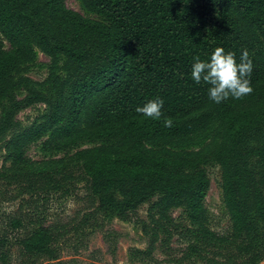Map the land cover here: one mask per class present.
<instances>
[{
	"label": "trees",
	"instance_id": "trees-1",
	"mask_svg": "<svg viewBox=\"0 0 264 264\" xmlns=\"http://www.w3.org/2000/svg\"><path fill=\"white\" fill-rule=\"evenodd\" d=\"M82 1L95 17L64 0H0V102L21 86L38 85L14 78L35 58V47L51 59L52 70L59 57L66 62L65 78L52 72L40 83L53 85V97L30 86L1 112L0 139L19 109L39 102L47 107L39 121L10 138V155L25 163L27 147L44 136L56 151L82 140L117 141L73 155L98 209L124 218L157 195L148 213L151 247L158 233L177 227L172 211L181 207L191 226L185 229L204 247L226 249L221 264H258L264 251V0ZM216 47L234 52L238 63L249 51L251 95L216 104L210 85L192 79L194 57L209 60ZM156 98L164 100L160 120L136 112ZM168 117L171 127L163 123ZM210 132L208 144L183 148L193 135ZM210 161L221 171L227 235L207 225L203 201L210 180L202 166ZM20 243L27 253L52 254L47 227ZM201 247L188 246L199 257Z\"/></svg>",
	"mask_w": 264,
	"mask_h": 264
},
{
	"label": "rangeland",
	"instance_id": "rangeland-1",
	"mask_svg": "<svg viewBox=\"0 0 264 264\" xmlns=\"http://www.w3.org/2000/svg\"><path fill=\"white\" fill-rule=\"evenodd\" d=\"M65 4L87 17H95L82 0H64ZM35 58L14 73L17 80L27 77L37 84L13 90L0 102V114L12 100H21L27 88L34 86L48 96H54L52 84L42 83L50 73L66 77L65 59L59 57L57 68L51 69V59L36 47ZM47 112L43 103H33L19 109L15 125L0 139V264H221L226 249L203 246L194 234L183 208L172 211L177 227L158 233L150 246L151 222L149 207L158 196L141 204L122 218L110 211L98 209L80 161L73 155L82 148L117 141H79L61 151L46 145L47 136L30 144L25 163L10 155L8 142L16 133L40 120ZM212 133L193 135L183 145L196 150L208 144ZM210 184L203 201L207 225L220 235L230 231V221L221 197V171L213 161L203 165ZM18 220L19 226L13 221ZM47 227L52 234V254L40 256L22 249L21 239L38 227ZM201 247V257L192 255L189 244ZM204 247V248H203ZM263 258L258 264H264ZM203 256V257H202ZM237 261L239 259H236Z\"/></svg>",
	"mask_w": 264,
	"mask_h": 264
},
{
	"label": "clouds",
	"instance_id": "clouds-1",
	"mask_svg": "<svg viewBox=\"0 0 264 264\" xmlns=\"http://www.w3.org/2000/svg\"><path fill=\"white\" fill-rule=\"evenodd\" d=\"M253 61L250 53L244 49L239 63L234 52H226L223 47H216L209 60L194 57L191 77L196 83L203 82L210 85L208 95L210 100L220 104L232 99H242L254 91L251 84ZM164 100L156 98L143 106H138L136 112L153 120H160L163 116ZM165 127L173 126L172 118L163 120Z\"/></svg>",
	"mask_w": 264,
	"mask_h": 264
}]
</instances>
